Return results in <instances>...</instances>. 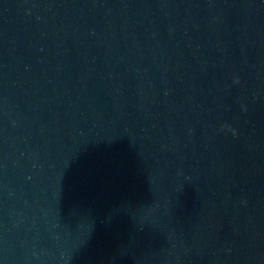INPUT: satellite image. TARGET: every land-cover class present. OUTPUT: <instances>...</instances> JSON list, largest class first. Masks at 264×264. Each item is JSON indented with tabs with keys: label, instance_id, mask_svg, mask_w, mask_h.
I'll use <instances>...</instances> for the list:
<instances>
[{
	"label": "water",
	"instance_id": "95a60500",
	"mask_svg": "<svg viewBox=\"0 0 264 264\" xmlns=\"http://www.w3.org/2000/svg\"><path fill=\"white\" fill-rule=\"evenodd\" d=\"M0 264H264V0H0Z\"/></svg>",
	"mask_w": 264,
	"mask_h": 264
}]
</instances>
